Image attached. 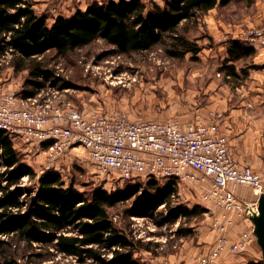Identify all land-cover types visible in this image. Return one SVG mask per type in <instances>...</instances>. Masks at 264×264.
Masks as SVG:
<instances>
[{
    "label": "trees",
    "instance_id": "obj_1",
    "mask_svg": "<svg viewBox=\"0 0 264 264\" xmlns=\"http://www.w3.org/2000/svg\"><path fill=\"white\" fill-rule=\"evenodd\" d=\"M230 0H163L162 6L143 0H106L89 5L70 16L58 14L52 21L37 15L33 0H0V56L11 54L15 72L27 71L30 77L23 98L33 97L46 83L57 85L60 78L44 59L47 53L65 57L97 40L112 47L117 55L128 56L160 47L171 58L195 56L201 47L183 30L197 16ZM183 25V26H182ZM182 28V30H181ZM253 47L233 41L228 61L237 62L255 55ZM235 77V66H224ZM69 84L64 83L62 86ZM0 264H19L12 246L23 242L39 262L58 256L73 264H141L134 259L135 249H149L150 243L134 241L130 232L113 224L108 209L137 196L141 185L123 194L95 188L75 192L65 186L53 170L36 172L21 163L11 138L0 131ZM23 177L36 179L33 189L20 186ZM153 194L137 196L127 210L129 215L145 217L161 205L167 210L165 222L188 221L204 212L200 206L172 207L177 188L173 181L158 186L148 182ZM183 223V222H182ZM180 222L176 235L182 232ZM245 264H264V260Z\"/></svg>",
    "mask_w": 264,
    "mask_h": 264
},
{
    "label": "rangeland",
    "instance_id": "obj_2",
    "mask_svg": "<svg viewBox=\"0 0 264 264\" xmlns=\"http://www.w3.org/2000/svg\"><path fill=\"white\" fill-rule=\"evenodd\" d=\"M94 1L72 0L68 5L64 4L66 8L63 13L60 0H54L51 3H48L49 0H33L37 15H46L50 22L56 14L70 16L78 9L84 11L89 5L99 6L106 0ZM143 1L147 2L149 7L152 2L161 6L163 4V0ZM231 1L225 5L216 6L220 9L218 11L227 12L221 7L231 4ZM250 3L251 1L248 0L247 4ZM203 15L204 13L197 14L188 26L183 27L187 37L195 40L201 47L195 56L188 53L184 58H171L160 47L144 53L122 56L115 54L112 47L102 40L77 49L65 57H54L52 53H47L44 59L50 67L55 69L60 81L57 85L46 83L38 99L49 98L54 104L60 100L70 102L86 115L116 113L125 114L131 120L158 122L172 120L182 125L197 119L213 122L215 117L212 116V112L216 111L207 112V115L202 114L210 93L207 89L208 79L247 78L248 72L256 69V66L252 63V56L233 62L237 63L240 69L239 75L236 73L233 77L223 70V67L228 65L219 62L213 69L211 77V65L200 57L201 53L209 48L220 47L222 44L223 51L216 49L217 55L221 58L220 53L226 51L228 61V47L235 40L245 46L253 47L256 52L264 50V45L260 42L253 44L249 41V32H264V24L246 26L235 37L220 34L218 38L222 40L220 44L217 43L218 39L210 35L208 30L206 31ZM11 59V54L8 52L0 56V86L23 98L24 92L31 90L27 85L30 77L27 71L15 72L10 66ZM8 76L10 78H7ZM64 83L69 85L60 87ZM11 141L21 163L31 167L37 177L44 171L53 170L61 176L65 186H71L75 192L88 193L92 189L100 188L110 193L123 194L131 186L141 185L137 196L153 194L151 188H147L146 185L154 179L142 176L133 180L112 181L113 177L107 178L98 174L83 147L70 148L61 156L52 158L44 152L46 147L37 142H30L21 137L11 138ZM3 170L0 168V172ZM36 179L29 180L23 177L20 186L33 189L36 187ZM154 181L158 186H164L166 182H169ZM173 182L177 192L172 196V207L181 206L191 209L194 206H200L204 212L189 221L184 218L178 219L171 225L165 222L167 210L163 205L145 217L129 215L127 210L137 196L107 210L115 227L130 232L134 241L150 243L148 250L140 248L133 251L134 259L141 264H194L199 256L206 255L213 248L217 240V233L211 229L210 224L214 218L221 217L223 211L205 198L210 191L209 184L200 179ZM235 192L240 197L252 199L253 203L258 200V196L252 193L249 186L237 185ZM180 222H183L182 233L176 235L175 231ZM250 223L252 224L251 221ZM12 249L15 251V256L19 258V264L39 262L31 255L33 251L23 242L15 239ZM174 253L177 255L169 260V255ZM234 257L224 252L216 264L230 263L236 259ZM42 264H73V261L58 256L53 261L49 260Z\"/></svg>",
    "mask_w": 264,
    "mask_h": 264
},
{
    "label": "built area",
    "instance_id": "obj_3",
    "mask_svg": "<svg viewBox=\"0 0 264 264\" xmlns=\"http://www.w3.org/2000/svg\"><path fill=\"white\" fill-rule=\"evenodd\" d=\"M249 37L250 43L264 45V32L250 31ZM39 96L40 92L19 98L0 86V131L45 146L44 152L52 158L83 147L95 171L113 177L112 181L142 176L157 181H206L210 191L205 198L223 213L210 224L217 233L213 248L194 264H216L224 252L237 256L256 245L245 202L237 197L235 187L249 186L259 196L264 179L233 159L220 132L221 113L212 112L213 122L197 119L182 125L172 120H131L116 113L86 115L70 102L54 104ZM236 218L250 227L232 239Z\"/></svg>",
    "mask_w": 264,
    "mask_h": 264
},
{
    "label": "crops",
    "instance_id": "obj_4",
    "mask_svg": "<svg viewBox=\"0 0 264 264\" xmlns=\"http://www.w3.org/2000/svg\"><path fill=\"white\" fill-rule=\"evenodd\" d=\"M60 1H62L61 10L65 13L64 4L68 5L72 0ZM250 1L251 3L248 5V0H232L231 4L221 7L227 12H219L220 9L216 7L204 13L203 21L206 31L208 30L209 34L216 39L220 34L235 37L246 26L264 24V0ZM51 2L54 0H49L48 3ZM93 2L95 1L93 0ZM221 42L222 40H217V43L221 44ZM221 46L204 50L200 55L205 62H209L211 65L210 76L212 77L213 69L219 62L226 65L234 64L235 71L239 75L240 69L237 63L226 60V51L220 53L224 48ZM216 49L220 51L221 58L217 55ZM251 60L256 69L250 70L247 78L208 79L207 89L210 90V93L206 105L202 109V114L207 115L211 111L222 114L220 132L227 139L229 152L233 159L240 166L251 167L264 179V50H257ZM236 195L245 203L254 202L252 199L240 197L237 193ZM235 220L232 230L234 232L230 235L232 239L250 227V224L245 220L240 218ZM175 255L177 253L169 255V260H172ZM234 258L236 259L227 264H245L249 261L262 259L261 251L257 245L251 246L245 254L237 255Z\"/></svg>",
    "mask_w": 264,
    "mask_h": 264
},
{
    "label": "water",
    "instance_id": "obj_5",
    "mask_svg": "<svg viewBox=\"0 0 264 264\" xmlns=\"http://www.w3.org/2000/svg\"><path fill=\"white\" fill-rule=\"evenodd\" d=\"M246 215L252 222V233L256 240V245L261 251L262 260H264V193L258 196L256 203H245Z\"/></svg>",
    "mask_w": 264,
    "mask_h": 264
}]
</instances>
